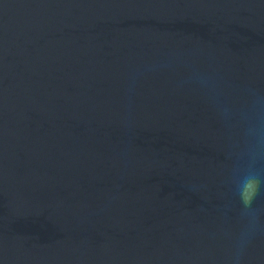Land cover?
I'll use <instances>...</instances> for the list:
<instances>
[{
	"label": "water",
	"instance_id": "95a60500",
	"mask_svg": "<svg viewBox=\"0 0 264 264\" xmlns=\"http://www.w3.org/2000/svg\"><path fill=\"white\" fill-rule=\"evenodd\" d=\"M0 264H264V0H0Z\"/></svg>",
	"mask_w": 264,
	"mask_h": 264
}]
</instances>
